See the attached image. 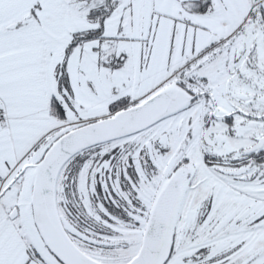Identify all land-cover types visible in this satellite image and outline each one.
<instances>
[{"label":"snow or ice","instance_id":"snow-or-ice-1","mask_svg":"<svg viewBox=\"0 0 264 264\" xmlns=\"http://www.w3.org/2000/svg\"><path fill=\"white\" fill-rule=\"evenodd\" d=\"M0 264H264V0H0Z\"/></svg>","mask_w":264,"mask_h":264}]
</instances>
